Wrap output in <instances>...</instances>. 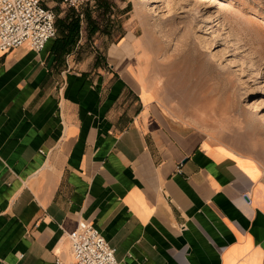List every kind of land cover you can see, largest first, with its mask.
Returning a JSON list of instances; mask_svg holds the SVG:
<instances>
[{"label": "crops", "instance_id": "0c3cea01", "mask_svg": "<svg viewBox=\"0 0 264 264\" xmlns=\"http://www.w3.org/2000/svg\"><path fill=\"white\" fill-rule=\"evenodd\" d=\"M55 41L0 51V264L70 261L83 220L120 264H264L261 162L169 119L136 39Z\"/></svg>", "mask_w": 264, "mask_h": 264}, {"label": "rangeland", "instance_id": "374dc122", "mask_svg": "<svg viewBox=\"0 0 264 264\" xmlns=\"http://www.w3.org/2000/svg\"><path fill=\"white\" fill-rule=\"evenodd\" d=\"M42 1L58 30L74 7ZM74 9L82 20L77 60L136 39L152 58L147 70L169 119L200 127L264 168V0H89Z\"/></svg>", "mask_w": 264, "mask_h": 264}, {"label": "built area", "instance_id": "2783aa9c", "mask_svg": "<svg viewBox=\"0 0 264 264\" xmlns=\"http://www.w3.org/2000/svg\"><path fill=\"white\" fill-rule=\"evenodd\" d=\"M89 0H64L78 8ZM58 35L55 11L42 0H0V51L29 45L41 52ZM73 259L57 264H120L116 250L102 231L80 221L77 229L68 234Z\"/></svg>", "mask_w": 264, "mask_h": 264}, {"label": "trees", "instance_id": "16d2710c", "mask_svg": "<svg viewBox=\"0 0 264 264\" xmlns=\"http://www.w3.org/2000/svg\"><path fill=\"white\" fill-rule=\"evenodd\" d=\"M65 18L58 19L59 35L56 39L55 50L61 56H65L78 44L81 36V15L74 8ZM90 23V15L87 17ZM97 27H94L93 32Z\"/></svg>", "mask_w": 264, "mask_h": 264}, {"label": "bare ground", "instance_id": "6f19581e", "mask_svg": "<svg viewBox=\"0 0 264 264\" xmlns=\"http://www.w3.org/2000/svg\"><path fill=\"white\" fill-rule=\"evenodd\" d=\"M264 102H260V104H263Z\"/></svg>", "mask_w": 264, "mask_h": 264}]
</instances>
